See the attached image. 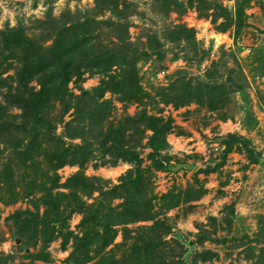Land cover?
Returning a JSON list of instances; mask_svg holds the SVG:
<instances>
[{
	"label": "rangeland",
	"instance_id": "374dc122",
	"mask_svg": "<svg viewBox=\"0 0 264 264\" xmlns=\"http://www.w3.org/2000/svg\"><path fill=\"white\" fill-rule=\"evenodd\" d=\"M263 238L264 0H0V264H264Z\"/></svg>",
	"mask_w": 264,
	"mask_h": 264
},
{
	"label": "trees",
	"instance_id": "16d2710c",
	"mask_svg": "<svg viewBox=\"0 0 264 264\" xmlns=\"http://www.w3.org/2000/svg\"><path fill=\"white\" fill-rule=\"evenodd\" d=\"M77 43H80V40H78V38H77V36H76V34H74V37H73V40L71 39L68 43H65V45H64V52H66L69 48H71L72 46L73 47H76L77 46V48H81V46L80 45H82V43L81 44H77ZM76 51V50H75ZM58 66H59V78H62V84H63V86L65 87V85H66V81L69 79V76L70 75H72L73 74V71L76 73V75H78V72H76V68H74L73 70H70V67H69V65L70 64H64V65H62V66H60L59 65V63L57 64ZM97 65V64H96ZM52 82V80L50 79V81H49V83H51ZM131 83H129V85H130ZM43 87L45 88V86H44V84H43ZM46 90V92L47 91H49L50 89H52V86L51 87H49V88H45ZM103 91V90H102ZM130 93H131V91H126V94L129 96L130 95ZM188 93V92H187ZM133 95V94H132ZM132 95L130 96V97H132ZM188 97H189V94H188V96L185 98L186 100L188 99ZM229 139H227V141H229V142H232L234 139L230 136V137H228ZM129 183H130V185L131 186H133L134 185V189H136V180H134V181H129ZM123 217H126V220H129V221H131L132 219H133V217H131V214L130 213H127V212H124L123 213ZM135 219H140V218H138V217H136ZM261 243L262 244H264V238L261 240ZM249 247H247L246 249H248ZM135 264H140V262L137 260V262H135Z\"/></svg>",
	"mask_w": 264,
	"mask_h": 264
}]
</instances>
